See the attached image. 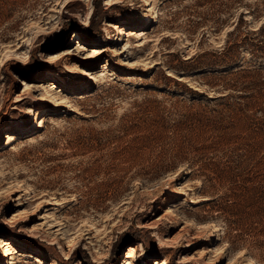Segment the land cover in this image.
<instances>
[{
    "label": "rangeland",
    "instance_id": "obj_1",
    "mask_svg": "<svg viewBox=\"0 0 264 264\" xmlns=\"http://www.w3.org/2000/svg\"><path fill=\"white\" fill-rule=\"evenodd\" d=\"M0 237L14 264H264V0H0Z\"/></svg>",
    "mask_w": 264,
    "mask_h": 264
},
{
    "label": "bare ground",
    "instance_id": "obj_2",
    "mask_svg": "<svg viewBox=\"0 0 264 264\" xmlns=\"http://www.w3.org/2000/svg\"><path fill=\"white\" fill-rule=\"evenodd\" d=\"M146 6L149 7V11L150 12H154V9L151 5V3H149V1L146 3ZM154 20V13L148 15L145 17V22L146 24L152 22ZM114 28L116 30H118L119 32L123 31V30H129V29H132L130 27H124L123 26H118V24H115ZM59 31H55L53 34H52V38L47 42V44H52L54 43L57 39H58V35H59ZM120 34V33H119ZM121 35V34H120ZM80 39V36L79 35H76L74 40H79ZM117 40H122L119 38H117ZM80 46L78 47V50L81 52L83 50H85V48L83 47V44H79ZM109 49V48H108ZM106 51L107 49H103V48H92L91 50H89L88 52H86L84 55V58L85 59H89V60H93V59H96L104 54H106ZM54 56L52 57H55V55H58V54H53ZM90 67V68H89ZM91 67L92 66H89V64H84V67L82 68V77L84 78H88L89 79V84H92L93 82H95V76L94 74L92 73L91 71ZM107 67V64L103 66V68ZM54 89H57V86H56V83H51L49 82V84L42 89L43 92H41L38 97H37V101L42 103L43 107L42 108H39L37 109V114H36V119L38 120V123H40V121L43 119V115L44 113L47 111L46 108H45V105H47V103H52L53 101L58 104L60 103V100L61 98H59L57 95H55V91ZM27 89H24L21 96L22 98L20 100H23L26 96H27ZM77 92H80L82 91V88L81 89H78L76 90ZM42 122V121H41ZM38 127H43V124H38ZM17 137L15 135V133H7L6 134V146H10V145H13L16 141ZM19 199V198H18ZM26 217H29V214H24ZM164 216L161 215L159 219L163 218ZM60 228V227H59ZM59 230V229H58ZM57 230V231H58ZM95 234L96 236H100L102 234V230L99 228V226L95 229ZM95 237V236H94ZM68 246L70 248H74L78 245V242H79V239H78V236L77 235H73V236H70L68 238ZM95 245V244H94ZM0 248L2 250V256L4 258H6V261H5V264H14V260H13V254L15 253V241L11 238H5V237H0ZM20 256H22L23 258H29L31 260H33L35 263L37 264H46L42 258L34 253L33 251H30V250H22L20 253H19ZM137 256V249L134 247V246H129V248L125 251V254L123 257H125L124 261L121 263V264H132V261L135 259V257ZM156 264H166L165 262H162V261H158Z\"/></svg>",
    "mask_w": 264,
    "mask_h": 264
},
{
    "label": "trees",
    "instance_id": "obj_3",
    "mask_svg": "<svg viewBox=\"0 0 264 264\" xmlns=\"http://www.w3.org/2000/svg\"><path fill=\"white\" fill-rule=\"evenodd\" d=\"M73 26H75V25H73ZM76 28H78L79 30H80V33H82L83 34V31H84V27L83 26H75Z\"/></svg>",
    "mask_w": 264,
    "mask_h": 264
},
{
    "label": "water",
    "instance_id": "obj_4",
    "mask_svg": "<svg viewBox=\"0 0 264 264\" xmlns=\"http://www.w3.org/2000/svg\"><path fill=\"white\" fill-rule=\"evenodd\" d=\"M128 248H129V246L126 248V250H127ZM126 250H125V251H126Z\"/></svg>",
    "mask_w": 264,
    "mask_h": 264
}]
</instances>
